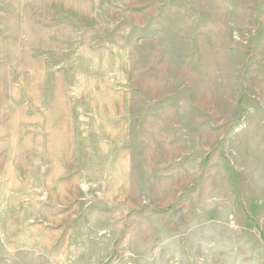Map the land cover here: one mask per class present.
<instances>
[{"label": "rangeland", "instance_id": "rangeland-1", "mask_svg": "<svg viewBox=\"0 0 264 264\" xmlns=\"http://www.w3.org/2000/svg\"><path fill=\"white\" fill-rule=\"evenodd\" d=\"M0 264H264V0H0Z\"/></svg>", "mask_w": 264, "mask_h": 264}]
</instances>
